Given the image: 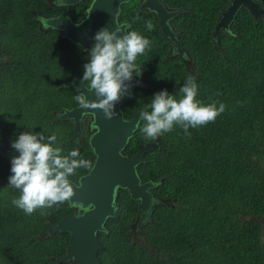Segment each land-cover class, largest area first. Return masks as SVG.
<instances>
[{"label":"trees","instance_id":"16d2710c","mask_svg":"<svg viewBox=\"0 0 264 264\" xmlns=\"http://www.w3.org/2000/svg\"><path fill=\"white\" fill-rule=\"evenodd\" d=\"M169 1L193 11L184 26L193 24L197 33L189 41L194 72L168 56L158 21L132 10L134 0L119 16L130 36L142 38L122 43L143 82L123 98L122 110L131 118L151 106L125 151L132 156L158 140L138 173L157 183L153 192L162 202L141 224L138 201L121 189L116 213L99 233V256L103 264H264L256 220L264 216V20L256 23L244 10L237 21L241 37L223 31L217 47L214 20L230 0ZM86 4L70 7L69 16L80 19ZM67 9L50 0H0V123L15 139L26 131L25 139L55 159L62 177L76 181L95 154L87 138L74 142L73 122L56 112L80 102L66 86L72 67L86 83L97 69L78 44L37 21L40 13ZM12 165L0 157V180ZM36 184L27 175L0 182V264H72L58 261L69 233L47 232L50 221L71 210L46 190L34 192ZM137 225L143 242L134 238Z\"/></svg>","mask_w":264,"mask_h":264},{"label":"water","instance_id":"95a60500","mask_svg":"<svg viewBox=\"0 0 264 264\" xmlns=\"http://www.w3.org/2000/svg\"><path fill=\"white\" fill-rule=\"evenodd\" d=\"M78 1L71 0L69 3ZM127 1L93 0L80 21H73L64 14L44 20L48 28L60 30L64 37L90 53L97 68L89 84L82 78L80 70L74 69V78L67 86L75 89L81 101L72 108H64L58 115L59 119L73 121L74 138L82 135L84 118L87 115L91 117L89 143L95 160L88 172L80 175L76 181L62 178L52 162L48 161L46 167L42 168V155H35L30 145L26 147L27 155L22 157L27 159L28 165L21 172L36 181L39 190H48L53 199L67 200L78 209V212L57 223H49L51 233L70 234L65 253L58 257L59 262L103 264L99 252L104 245L99 233L106 231L108 219L115 215L121 189L126 188L131 197L138 201L137 221L145 216L149 218L154 206L162 202L153 192L157 183L143 181L138 173V166L145 161L146 154L159 148L158 140L141 145L132 156L125 151L144 112L151 107L149 104L140 107L131 118L125 117L121 107L123 98L130 96L134 86L139 83L135 77H131L133 66L126 61L121 48L122 43L134 44L137 41L129 35L128 25L119 20L121 4ZM145 5L155 11L161 32L167 36L169 28L165 20L177 12H168L161 0H146ZM241 7H247L256 19L264 13L254 0H231L227 8L220 12L215 30L219 33L221 28H229ZM15 152H20V149ZM4 181L8 180H0ZM256 220L264 221V216Z\"/></svg>","mask_w":264,"mask_h":264},{"label":"flooded vegetation","instance_id":"af4514ba","mask_svg":"<svg viewBox=\"0 0 264 264\" xmlns=\"http://www.w3.org/2000/svg\"><path fill=\"white\" fill-rule=\"evenodd\" d=\"M69 1H71V0H50V3L55 8H68L65 12L58 13L57 15L64 14V15L69 16L70 15V9H69L70 7L78 5L83 1H87V4L84 8L85 13L80 19L74 20L69 16L73 21H80L86 15V12H87L88 8L90 7L93 0H79L78 2H73L71 4L69 3ZM130 1H132V0H128L127 2H124L121 4V12L123 10L124 5ZM134 1L136 3H135V7L132 10L136 11L137 13L146 12V13L152 14L153 18L158 21V25H159V29H160V35L162 38L166 39L169 43L168 56L171 58H175V59L179 60L181 63L185 64L186 67L191 72H194V70H195V64H194L195 63V57L192 55V53L189 49L191 47V45H189L190 44L189 41L190 40L193 41L194 40L193 38L196 36L197 33H195V29L193 27V24L184 26V22L188 19V17H186V15L191 16L193 13L191 8L187 7V6H182V5L174 6L169 0H161L163 6L166 8V10L168 12H174V11L177 12V14L175 16H172V17L165 20L169 29H168L167 36H164L161 32L159 18L156 16L154 10H151L147 5H145L146 0H134ZM230 1H229V3H230ZM254 1H256L258 4H260V8L262 10H264V0H254ZM229 3H228V5H229ZM133 5H134V3H133ZM227 6L224 8L220 7V12L222 10H224L225 8H227ZM217 9H218V4H217ZM244 10H247L249 12V14L252 16V18L254 19V21L256 23H258L261 20H264V13H262L256 19V17H254V15L251 13V11L247 7H241L237 13L235 19L233 20L232 25L229 28H221L219 33H218V31L215 30L216 26L218 24V18H219V17H217L214 20V27H213V31H212V34L215 37L213 40L214 41L213 45H216L218 47V35H220L223 31H226L227 33H232V36L234 38L241 37V34L238 30L237 21H238V17H240V14L243 13ZM220 12H219V16H220ZM120 13H119V16H120ZM54 16H56L55 11L54 12L51 11L49 13H40V16L37 17V21L39 22V26L43 27L44 29H47L48 27L44 24V20L46 18L54 17ZM119 20L128 25L127 22L122 21L120 18H119ZM184 27L186 28L187 35L185 34V30L183 29ZM128 28H129V26L127 27V30H128ZM135 38L137 39V41L134 43L135 44H141V39H142L141 36L136 35ZM121 48H122V44H121ZM122 50L125 52V50L123 48H122ZM82 51H84V50L82 49ZM84 52H86V51H84ZM86 53H88V52H86ZM129 64H131V63H129ZM131 65L133 66V68H131V70H130L131 77H135L139 81V83L137 85H143V82L141 81V79L138 76H136V74H134V69L137 66H134L133 64H131ZM72 68H73V77H74V69L76 67H72ZM89 82H88V84H89ZM136 86H134V88ZM134 88H133V90H134ZM80 101H81V98H80ZM63 109H61L58 113L56 112V115H59V113ZM73 125H74V123H73ZM74 129H75V127H74ZM73 139H74V142L80 144L79 142H82V140L84 138H83V136L82 137L79 136L78 138L73 137ZM29 145L34 149L35 155H37L38 153H40L42 155V156H40V157H42V162H41L42 168H45L47 165V162L50 161V162H52V165H54L55 169L58 170L62 175V172L59 170L58 165L55 162V159L51 156H48L44 152L42 154L41 153L42 148H40V146L35 148L33 146V144H31L30 142H28L25 139V135H23V134L20 135L18 139H15L14 137L8 135L6 133L5 124L0 123V157L4 158L7 163H14L15 164V165H12L11 167L10 166L6 167V173H7L6 179L7 180H14L16 178H21L22 176H24V174L21 172V170L28 165V161H27V159H23L22 157L24 155H27V148L26 147H29ZM17 149H20V152L16 153L15 151ZM44 154L46 155V157L44 156ZM37 186H38V183L34 186V192L45 191L44 189L39 190L37 188ZM46 191H48V190H46ZM48 192L50 193V198L53 199L51 192L50 191H48ZM53 200H55V199H53ZM55 201H60V200H55ZM64 201H66V204H67L68 208L71 210V213H68L64 217H62L61 219L53 221V222L57 223L60 220H62L63 218H65L66 216L78 212V209H75L74 206L70 205V203L67 200H64ZM79 212H80V210H79ZM145 217L142 219L141 224H144L146 222V219H148ZM260 223L262 224V227H263L264 221H260ZM136 227H138V228H136V233L134 235V238L137 241L143 242L144 239L142 237L141 230L139 229V225H137ZM47 232H48V234L51 233L50 232V225H49V229ZM100 232H102V231H100Z\"/></svg>","mask_w":264,"mask_h":264},{"label":"rangeland","instance_id":"374dc122","mask_svg":"<svg viewBox=\"0 0 264 264\" xmlns=\"http://www.w3.org/2000/svg\"><path fill=\"white\" fill-rule=\"evenodd\" d=\"M67 86V85H66ZM90 120H91V117L89 116V115H87L85 118H84V125H83V128H84V130H83V133H82V135H81V137L83 136V138L85 139V138H88V140H89V127H90ZM5 126L7 127V125L5 124ZM16 131H20V129H18V130H16ZM23 135H26V131H23V133H22ZM21 134V135H22Z\"/></svg>","mask_w":264,"mask_h":264}]
</instances>
